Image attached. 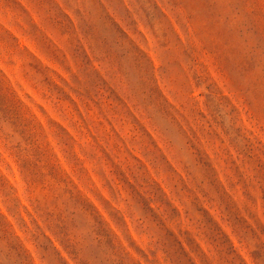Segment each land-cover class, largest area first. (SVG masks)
<instances>
[{"label":"rangeland","instance_id":"374dc122","mask_svg":"<svg viewBox=\"0 0 264 264\" xmlns=\"http://www.w3.org/2000/svg\"><path fill=\"white\" fill-rule=\"evenodd\" d=\"M0 264H264V0H0Z\"/></svg>","mask_w":264,"mask_h":264}]
</instances>
